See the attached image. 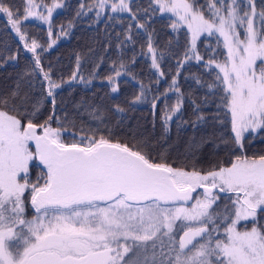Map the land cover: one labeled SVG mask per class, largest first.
Segmentation results:
<instances>
[{
	"label": "snow or ice",
	"instance_id": "snow-or-ice-1",
	"mask_svg": "<svg viewBox=\"0 0 264 264\" xmlns=\"http://www.w3.org/2000/svg\"><path fill=\"white\" fill-rule=\"evenodd\" d=\"M132 3L95 0L96 15L110 8L112 13H128L135 20ZM154 3L158 9L153 11L177 18L171 25L174 30L186 26L190 33L178 70L189 60H203L197 50L202 35L218 34L217 45L222 38L226 59L221 63L209 58L203 67L219 70L215 83L207 88L213 95L214 89L222 93L221 104L216 107H223L224 117H230L234 134L230 139L240 154H234L229 166L201 173L153 162L140 150L103 135H82L67 143L59 118L33 122L41 103L33 105L30 114L21 113L25 96L20 106L13 105L17 115L0 108V264H264V224L257 219L258 210L264 212V155L249 158L243 152L246 133H264V0L259 11L256 0H210L206 5L209 18L200 11L205 6H196L195 0ZM61 7L58 0H52L51 6L44 0H26L21 19L19 12L14 17L13 8L0 0V13L6 14L19 39L25 41L24 48L33 54L30 72L47 82V97L52 98L53 108L60 84L52 79L51 69L46 72L41 65L37 52L41 45L36 39L27 42L20 25L30 17L43 21L49 25L51 37L52 15ZM132 27L129 23V33ZM127 39L131 41L132 36ZM55 43L52 40L49 47ZM147 53L151 67L159 70L151 37ZM159 59H163L162 53ZM120 69H124L123 64ZM113 71L115 75L108 80L115 93L116 78L122 73L115 68ZM176 76L168 88L178 94L175 105L163 113L166 127L183 106ZM72 79H76L75 74ZM196 83H200L199 77ZM140 88L136 101L145 93L143 84ZM18 90L19 84L13 98ZM7 102V98L0 100L5 105ZM117 111L124 109L117 107ZM213 115L218 118L220 113ZM203 119L202 114L197 115L198 121ZM53 122L60 126L53 127ZM218 122L223 124L224 120ZM197 189L204 191L194 197ZM220 194H225L230 207H213ZM29 207L33 210L31 218L26 217ZM248 221L252 222L250 228L248 223H241Z\"/></svg>",
	"mask_w": 264,
	"mask_h": 264
},
{
	"label": "trees",
	"instance_id": "trees-1",
	"mask_svg": "<svg viewBox=\"0 0 264 264\" xmlns=\"http://www.w3.org/2000/svg\"><path fill=\"white\" fill-rule=\"evenodd\" d=\"M58 2L62 7L53 13L51 37L48 36L49 25L31 20L20 25L27 42L36 39L41 45L37 49L41 65L46 72L50 68L52 79L60 84L56 89L55 107L52 98L47 97V82L42 81L41 75L30 72L33 54L24 48L25 41L19 39L6 14L0 13V100H8L6 105L0 103V108L17 115L13 105L20 106L21 100L27 96L25 106L20 108L21 113L28 115L34 111L33 105L41 103L33 122L43 123L50 116L53 121L59 118L64 124L62 138L67 143L73 142V137L103 135L112 142L140 150L153 162L185 171L206 173L220 166H229L234 154H240L230 139L234 135L228 123L230 117H224L223 107H216L221 104L222 93L214 89L216 94L213 95L207 88L208 84L215 83V72L219 70L213 67L209 71L203 67L209 58L221 63L226 59L227 51L221 38L217 45V35L202 37L197 42V50L203 60H189L178 70L177 63L183 60L188 50L190 34L186 26L176 30L171 27L177 18L153 11L158 9L154 0H133L130 6L136 13L135 20H131L128 13H112L110 8L97 16L99 10L95 7V0ZM209 2L195 0L196 6H205L200 7V11L206 18L210 15L206 7ZM3 3L13 8L14 17L19 12L22 19L26 0H3ZM44 3L51 6L52 0H44ZM256 4L259 11L261 0H256ZM78 12L81 14L77 15ZM129 23L133 26L131 33L128 32ZM138 24L144 27L139 28ZM129 34L131 41L127 39ZM149 37L158 53L159 70L151 67L147 53ZM52 40L56 43L49 47ZM161 53L162 60L159 59ZM13 56L15 59L9 58ZM121 64L124 69H120ZM114 68L122 73L116 78L118 91L115 93L108 80L109 76L115 75ZM26 71H29L28 75H25ZM161 71L163 76H160ZM73 74L76 79H72ZM174 76L183 93V106L166 127L163 113L173 109L178 95L168 91ZM196 77L200 79L199 84ZM18 84L19 94L13 98L12 93L17 91ZM141 84L145 86V93L136 101ZM154 99L155 108L152 107ZM117 107L124 111H117ZM218 111L219 117L214 118L213 114ZM199 114L203 115V121L197 120ZM19 118L23 120L24 116ZM219 119L224 123H219ZM52 126L60 125L53 122ZM224 140L228 143L225 144ZM243 152L253 158L264 155V133L249 134Z\"/></svg>",
	"mask_w": 264,
	"mask_h": 264
},
{
	"label": "rangeland",
	"instance_id": "rangeland-1",
	"mask_svg": "<svg viewBox=\"0 0 264 264\" xmlns=\"http://www.w3.org/2000/svg\"><path fill=\"white\" fill-rule=\"evenodd\" d=\"M219 6V5H218ZM217 6V7H218ZM41 11H43V9L41 10ZM54 13V12H53ZM164 14H168V15H171L172 17H175V16H173L171 13H164ZM52 17H53V15H52ZM176 18V17H175ZM29 20H31V21H37L38 23H40L41 25H43V26H47L48 24H46V23H44L43 21H40V20H37V19H35V18H32V17H30L29 18ZM190 34V33H189ZM217 36H218V34H217ZM243 36V33L241 32V38H243L242 37ZM202 37H206V34L205 35H202L200 38H199V40L202 38ZM222 39V38H221ZM198 40V41H199ZM197 41V42H198ZM227 51V50H226ZM249 134H253V133H246L245 134V137H247ZM257 134V133H256ZM249 158H253V157H249ZM204 191V190H203ZM203 192H201V193H199V194H202ZM229 196L230 195H232V194H228ZM200 198H202V195H201V197ZM226 204H228L229 205V207H230V204H229V201L226 199V196H225V194H220V200H218L217 201V204L216 205H214L213 207L214 208H222L224 205H226ZM191 205V204H190ZM189 205V206H190ZM257 219L259 220V222H260V224H264V212H261L260 210H258V212H257ZM242 224H244V223H248V226H249V228L252 226V222L251 221H248V222H241ZM179 224H180V221H177V226H179ZM149 243H151V242H149Z\"/></svg>",
	"mask_w": 264,
	"mask_h": 264
},
{
	"label": "flooded vegetation",
	"instance_id": "flooded-vegetation-1",
	"mask_svg": "<svg viewBox=\"0 0 264 264\" xmlns=\"http://www.w3.org/2000/svg\"><path fill=\"white\" fill-rule=\"evenodd\" d=\"M37 171H38V170H37ZM35 174H36V172H35L34 174H32L33 179L35 178ZM201 192H203V189H197V191L193 194V196L196 197L197 194H198V193H201ZM191 203H192V202H190L189 205H190ZM32 215H33V210H32L30 207L27 208V209H26V217H27V218H31ZM134 252H135V249H134ZM129 255H132V253H130ZM149 255H151V253H149Z\"/></svg>",
	"mask_w": 264,
	"mask_h": 264
},
{
	"label": "water",
	"instance_id": "water-1",
	"mask_svg": "<svg viewBox=\"0 0 264 264\" xmlns=\"http://www.w3.org/2000/svg\"><path fill=\"white\" fill-rule=\"evenodd\" d=\"M194 194V193H193ZM190 203V202H189Z\"/></svg>",
	"mask_w": 264,
	"mask_h": 264
}]
</instances>
